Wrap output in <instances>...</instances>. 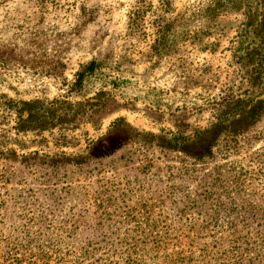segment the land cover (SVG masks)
<instances>
[{
    "label": "rangeland",
    "instance_id": "374dc122",
    "mask_svg": "<svg viewBox=\"0 0 264 264\" xmlns=\"http://www.w3.org/2000/svg\"><path fill=\"white\" fill-rule=\"evenodd\" d=\"M262 35L264 0H0V95L32 114L26 132L14 115L2 127L13 153L0 184V231L20 225L23 208L47 207L57 220L82 209L79 187L93 190L102 176L114 181L118 204L154 198L170 209L167 167L192 152L170 138L194 139L199 149L219 133L210 126L215 108L236 109L235 99L260 93ZM90 62L97 68L73 91ZM259 122L262 135L245 156L264 150V111ZM63 129L69 137L59 146ZM180 177L178 207L183 190L197 186ZM84 216L79 231L91 237L92 215Z\"/></svg>",
    "mask_w": 264,
    "mask_h": 264
},
{
    "label": "trees",
    "instance_id": "16d2710c",
    "mask_svg": "<svg viewBox=\"0 0 264 264\" xmlns=\"http://www.w3.org/2000/svg\"><path fill=\"white\" fill-rule=\"evenodd\" d=\"M258 41V57L264 62V35ZM96 68L90 62L77 72L72 90L80 91ZM256 79L261 91L253 99H235L236 109L215 108V123L210 126L219 133L211 141L204 140L198 149L192 146L194 139L170 138L177 148H192L187 159L167 167L170 209L154 198L137 207L123 201L118 204L114 181L102 176L93 190L90 183L79 187L85 194V206L71 207L60 220L41 205L21 209L20 225L8 233L0 231V264H264V150L244 154V146L262 135L258 125L264 111V70ZM60 103L66 104L62 110L68 113L69 102ZM30 112L0 95V184L8 183L4 163L13 153L6 141L9 130L2 127L14 115L15 129L26 132L23 126ZM234 122L239 124L236 129ZM67 132L63 129L58 134L56 144H65ZM217 158L223 163L214 164ZM34 162L35 168L40 165ZM94 171L95 167L87 173ZM48 172L54 175L55 169ZM181 175L189 176L197 186L192 192L183 190L178 207L176 192L182 191L175 181ZM3 190L0 186V218L6 196ZM88 212L95 229L91 237L83 238L79 230Z\"/></svg>",
    "mask_w": 264,
    "mask_h": 264
}]
</instances>
